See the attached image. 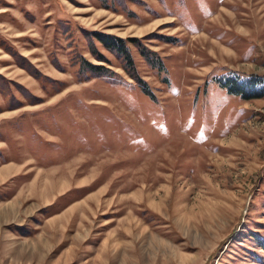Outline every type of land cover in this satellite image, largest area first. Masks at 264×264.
Wrapping results in <instances>:
<instances>
[{
  "label": "rangeland",
  "instance_id": "1",
  "mask_svg": "<svg viewBox=\"0 0 264 264\" xmlns=\"http://www.w3.org/2000/svg\"><path fill=\"white\" fill-rule=\"evenodd\" d=\"M222 72L264 76V0H0V264H264V95Z\"/></svg>",
  "mask_w": 264,
  "mask_h": 264
},
{
  "label": "trees",
  "instance_id": "2",
  "mask_svg": "<svg viewBox=\"0 0 264 264\" xmlns=\"http://www.w3.org/2000/svg\"><path fill=\"white\" fill-rule=\"evenodd\" d=\"M95 34L105 48L115 52L118 56H121L126 60L128 69L131 67L128 71L130 76L139 83L142 91L154 96L149 85L136 72L126 40L122 37L105 32H95ZM132 40L135 41V39ZM145 50V48L144 50H141V53L146 59L153 65L162 67V61L158 55L156 58H152L150 54L148 55L147 52H145ZM91 51L92 53H96L97 58L103 59L104 56H101L99 52H95V49H92ZM79 68L81 70H90L97 75L106 74L107 71H110L105 65L93 63L86 59L80 61ZM213 79L219 86L225 88L228 92L241 95L243 98L261 97L264 95V76H257L254 75V73L244 75L239 73L222 72L213 75Z\"/></svg>",
  "mask_w": 264,
  "mask_h": 264
},
{
  "label": "bare ground",
  "instance_id": "3",
  "mask_svg": "<svg viewBox=\"0 0 264 264\" xmlns=\"http://www.w3.org/2000/svg\"><path fill=\"white\" fill-rule=\"evenodd\" d=\"M15 206L14 203L10 204L7 203L5 204L1 209H0V215H6L8 213H10L11 211H13V207Z\"/></svg>",
  "mask_w": 264,
  "mask_h": 264
},
{
  "label": "crops",
  "instance_id": "4",
  "mask_svg": "<svg viewBox=\"0 0 264 264\" xmlns=\"http://www.w3.org/2000/svg\"><path fill=\"white\" fill-rule=\"evenodd\" d=\"M5 166H10L9 169H8V171H7L8 172L7 175H9L10 173L14 172V168L16 167V166H14L12 164H8V165H5ZM16 168H18V167H16Z\"/></svg>",
  "mask_w": 264,
  "mask_h": 264
}]
</instances>
